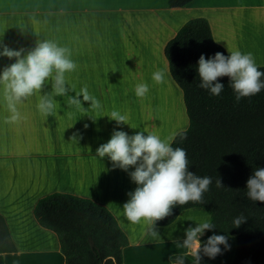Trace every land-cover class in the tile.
<instances>
[{
	"label": "crops",
	"instance_id": "0c3cea01",
	"mask_svg": "<svg viewBox=\"0 0 264 264\" xmlns=\"http://www.w3.org/2000/svg\"><path fill=\"white\" fill-rule=\"evenodd\" d=\"M198 17L209 21L214 40L227 53L251 52L258 67L264 66V0H194L180 8H171L168 0H0V42L28 50L37 40H55L70 49L77 64L65 74L72 87L54 96L55 107L47 115L37 103L52 92L50 80L16 103L15 111L0 86V214L16 247L4 253V264H65L57 234L34 215L37 202L52 193L91 199L109 209L128 237L123 264H171L176 254L194 259L179 242L182 229L210 219L209 212L184 210L172 224L156 226L160 238L148 241L143 222L131 225L121 214L134 182L107 157H96V148L116 127L107 116L113 109L127 114L129 124L120 127L129 134L151 131L172 143L188 128L183 91L172 78L165 47ZM12 62L0 57V68ZM158 69L164 72L160 83L152 80ZM138 82L149 86L143 97L134 94ZM83 87L100 108L82 97L83 108L69 102L68 96ZM207 236L205 230L201 240ZM222 257L225 264L234 259L233 252ZM206 262L201 253L200 264Z\"/></svg>",
	"mask_w": 264,
	"mask_h": 264
},
{
	"label": "trees",
	"instance_id": "16d2710c",
	"mask_svg": "<svg viewBox=\"0 0 264 264\" xmlns=\"http://www.w3.org/2000/svg\"><path fill=\"white\" fill-rule=\"evenodd\" d=\"M193 1L168 0V5L180 8ZM218 51L228 54L214 40L204 17L187 21L165 47L170 73L183 91L189 118L188 128L177 133L171 145L185 149L189 171L212 177V183L202 202L173 206L172 214L156 226L172 224L184 210L203 208L214 224L207 230L208 236L212 232L236 236L231 264H264V202L246 195L252 170L264 167V89L237 102L227 76L217 78L224 84L219 95L200 88L198 58L203 53L207 59ZM258 70L264 72V66ZM240 214L246 219L234 227L232 220ZM34 215L42 227L57 234L65 264H123L128 237L106 207L72 194L52 193L37 202ZM15 251L0 214V264L5 263L4 253ZM170 261L193 264V258L185 254L173 255Z\"/></svg>",
	"mask_w": 264,
	"mask_h": 264
},
{
	"label": "clouds",
	"instance_id": "9594fccd",
	"mask_svg": "<svg viewBox=\"0 0 264 264\" xmlns=\"http://www.w3.org/2000/svg\"><path fill=\"white\" fill-rule=\"evenodd\" d=\"M30 20L38 23L34 18ZM0 57L14 58V62L0 68V86H3L13 111L16 103L33 93H39L42 86L50 80L52 92L40 95L37 103V109L42 114H50L55 107L54 96H64L72 87L65 74L76 70V61L72 58L70 49L55 40H37L28 50L12 49L0 42ZM196 72L200 78L199 87L207 90L210 95H219L223 91L224 84L217 78L227 76L237 102L264 89V80L260 79L264 72L258 70L253 54L242 52L238 48L228 49L227 55L218 51L207 59L201 53ZM152 80L162 82L164 72L159 69L154 71ZM148 90L149 86L145 82H138L133 88L137 97H143ZM80 97L83 101H90L93 108L101 107L100 102L89 94L86 87L81 88L76 95L68 96V99L70 103L82 107ZM107 116L115 121L116 127L110 138L96 148V157H107L112 168L125 171L135 184V188L126 193L127 200L122 204L123 218L131 225L143 222L148 241L159 239L160 232L156 222L171 215L175 205L202 202L203 194L212 183V177L189 171L185 149L174 148L158 134L151 131H147V134L145 131L129 134L122 130V123L129 124L127 114L113 109ZM216 185L220 186L219 180ZM246 189L250 200L264 202V167L257 166L252 170L246 181ZM245 219L242 214L237 215L232 224L238 227ZM213 228L214 224L210 219H203L182 229L183 236L179 242L192 253L193 264H200L201 253L209 259H215L223 251L230 249L229 237L225 234L212 232L201 240L205 230Z\"/></svg>",
	"mask_w": 264,
	"mask_h": 264
},
{
	"label": "rangeland",
	"instance_id": "374dc122",
	"mask_svg": "<svg viewBox=\"0 0 264 264\" xmlns=\"http://www.w3.org/2000/svg\"><path fill=\"white\" fill-rule=\"evenodd\" d=\"M229 239L234 240V246L233 248L230 247L229 250L225 251V253L229 254L230 252H233V258L235 255V250H236V245H237V239L235 235H231V237H229ZM228 243L230 244V240H228ZM231 246V244H230ZM221 248L223 249V246H221ZM224 252V251H223ZM162 261V258L160 259ZM157 261V260H156ZM206 264H225L226 263V259L224 260L222 255H218L215 259H209L208 257H206ZM159 262V261H157Z\"/></svg>",
	"mask_w": 264,
	"mask_h": 264
},
{
	"label": "bare ground",
	"instance_id": "6f19581e",
	"mask_svg": "<svg viewBox=\"0 0 264 264\" xmlns=\"http://www.w3.org/2000/svg\"><path fill=\"white\" fill-rule=\"evenodd\" d=\"M256 18H258L257 16H256ZM259 20V19H258Z\"/></svg>",
	"mask_w": 264,
	"mask_h": 264
}]
</instances>
